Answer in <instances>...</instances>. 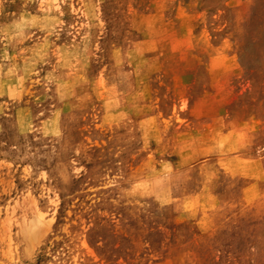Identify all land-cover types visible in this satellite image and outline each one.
<instances>
[{
  "label": "rangeland",
  "instance_id": "rangeland-1",
  "mask_svg": "<svg viewBox=\"0 0 264 264\" xmlns=\"http://www.w3.org/2000/svg\"><path fill=\"white\" fill-rule=\"evenodd\" d=\"M0 264H264V0H0Z\"/></svg>",
  "mask_w": 264,
  "mask_h": 264
}]
</instances>
